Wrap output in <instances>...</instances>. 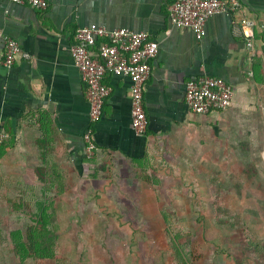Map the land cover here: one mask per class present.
<instances>
[{
  "label": "crops",
  "instance_id": "0c3cea01",
  "mask_svg": "<svg viewBox=\"0 0 264 264\" xmlns=\"http://www.w3.org/2000/svg\"><path fill=\"white\" fill-rule=\"evenodd\" d=\"M47 1L44 11L0 1V124L9 136L0 153L5 192L35 200L45 191L56 194L59 178L74 186L90 183L85 135L91 109L70 47L77 30L93 24L147 32L159 42L145 91L148 133L140 137L132 129L131 81L107 74L111 93L94 128V158L131 169L159 145L194 137L227 160L264 162V0H239L240 11L211 18L201 40L172 26L169 8L177 0ZM242 18L253 22L252 37L234 28ZM4 34L30 59L20 56L5 68ZM201 76L231 86L230 109L202 116L188 108L186 84Z\"/></svg>",
  "mask_w": 264,
  "mask_h": 264
},
{
  "label": "rangeland",
  "instance_id": "374dc122",
  "mask_svg": "<svg viewBox=\"0 0 264 264\" xmlns=\"http://www.w3.org/2000/svg\"><path fill=\"white\" fill-rule=\"evenodd\" d=\"M209 151L185 137L131 169L89 159L90 183L53 195L57 259L20 262L11 235L35 223L39 195L17 199L1 181L0 264H181L172 235L197 264H264V162Z\"/></svg>",
  "mask_w": 264,
  "mask_h": 264
},
{
  "label": "built area",
  "instance_id": "2783aa9c",
  "mask_svg": "<svg viewBox=\"0 0 264 264\" xmlns=\"http://www.w3.org/2000/svg\"><path fill=\"white\" fill-rule=\"evenodd\" d=\"M18 5L30 6L37 10H47V0H0ZM241 9L239 0H177L169 8L172 26L195 32L199 40L206 36L207 22L216 15L235 16ZM234 28L242 29L246 37H252L253 22L246 18L233 21ZM264 36V25L262 26ZM5 47L1 64L11 69L23 56L20 43L3 35ZM75 65L81 71L90 103V128L85 135L86 157L96 156L98 146L94 138V128L101 121L104 104L111 93L105 84L107 74L128 78L132 83V129L137 136H145L149 130V120L145 109V91L152 73V61L159 53V42L147 32H136L128 28L110 29L104 25L81 27L76 32V42L70 47ZM234 94L231 86L220 78L201 76L186 84L185 102L197 115L225 112L233 105ZM8 134L0 124V153Z\"/></svg>",
  "mask_w": 264,
  "mask_h": 264
},
{
  "label": "trees",
  "instance_id": "16d2710c",
  "mask_svg": "<svg viewBox=\"0 0 264 264\" xmlns=\"http://www.w3.org/2000/svg\"><path fill=\"white\" fill-rule=\"evenodd\" d=\"M58 184V189L62 188L63 178H59ZM36 206L37 211L33 215L35 223L25 228L26 233L22 228L14 231L11 235L16 256L22 263L31 260L57 259L56 237L52 229L58 219V205L54 201V197H50V192L45 191L39 195ZM178 239L180 238L175 235L171 236L174 259L181 264H197L192 253L189 254L178 244Z\"/></svg>",
  "mask_w": 264,
  "mask_h": 264
}]
</instances>
